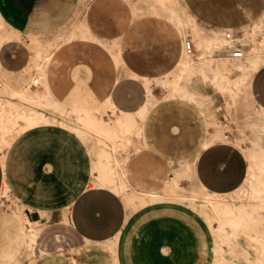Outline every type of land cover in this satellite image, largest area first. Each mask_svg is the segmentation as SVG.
<instances>
[{"label": "bare ground", "instance_id": "bare-ground-1", "mask_svg": "<svg viewBox=\"0 0 264 264\" xmlns=\"http://www.w3.org/2000/svg\"><path fill=\"white\" fill-rule=\"evenodd\" d=\"M90 1L81 0L80 10H85ZM142 1L147 5L146 12L155 15L163 12L162 15L176 26L183 41L190 35L196 53L188 54L184 50L176 66L167 74L145 79L146 100L131 112L117 109L110 96L111 86L127 73L121 49L116 50L115 42L97 35L86 16L76 19L67 30H57L46 40L26 34L0 16V49L9 42H21L29 52L26 64L17 70H9L0 62L2 165L6 167L11 149L28 132L40 128L65 130L78 139L90 156L84 189L103 188L113 192L125 210L122 227L103 240L86 238L77 246L59 247L54 251L37 250V238L50 220V210L33 207L21 199L5 176L0 186V212L13 219L20 238L12 258L0 264H40L44 259L65 264H122L118 248L132 211L158 201L185 203L206 221L213 241L214 264L236 258L240 259L233 260L236 264H264V144L259 142L264 137V105L252 91L253 76L264 66V9L256 19L247 11V24L238 28L222 23L205 29L180 0L131 1L132 14L145 12L138 5ZM225 28L247 46L245 56H229L232 43L223 36ZM56 40L59 41L54 44ZM77 41L81 42L82 48L78 49L81 55L72 60L71 50L66 45ZM89 43L112 56L116 66L109 78L100 80L96 75L97 88L75 97V88L66 86L64 81L71 69L79 78L86 75L87 65L94 60L89 53L85 56ZM157 88L166 91L169 98L179 97L194 103L211 101L213 91L217 90L224 98L228 112L232 113L241 103L245 113V123L238 127L240 135L233 140L225 133L227 123L212 117L204 119V129L209 135L202 137L193 157L184 161L173 175L159 178L161 186L158 189L149 177L147 180L140 176L136 163L129 164L130 155L119 156L121 149L126 150L136 139L144 137L146 118L158 103L154 93ZM210 127L213 128L211 132ZM244 127L249 128L252 136ZM217 140L236 146L247 162L242 183L227 192L209 190L196 174L199 154ZM139 151L140 148H136L135 153ZM182 180H187L188 185H182ZM71 205L69 202L61 209L65 221L70 220ZM33 211L39 213V219L29 216Z\"/></svg>", "mask_w": 264, "mask_h": 264}, {"label": "rangeland", "instance_id": "rangeland-1", "mask_svg": "<svg viewBox=\"0 0 264 264\" xmlns=\"http://www.w3.org/2000/svg\"><path fill=\"white\" fill-rule=\"evenodd\" d=\"M121 1L125 4L128 3V0ZM214 2L217 6L229 2V10L232 11L238 8L236 12L231 14L230 21L223 22V24H229L233 28L247 24L245 13L247 11L253 13V11L251 7L246 5L259 7L253 13L254 19L264 9V0H214ZM80 3L81 0H62L56 13L35 20V17H17L12 13L6 1L0 0V16L5 22L20 27L26 34H33L39 39L46 40L52 38L57 30H67L76 19L84 15V10H80ZM139 4L144 5L145 2L142 1ZM217 11L223 10L218 8ZM144 14L138 13L137 16ZM152 15L155 16L154 13ZM226 30L230 29L227 28ZM188 38L191 37L188 36ZM58 41H54V44ZM9 44L12 43H7L4 47ZM16 44H18L17 47ZM80 44L81 42L77 41L71 45H66L71 50L70 59L74 60L77 58L76 56L81 55L78 50L82 48ZM86 46L89 51L87 50L85 56L89 53V56L94 58L91 65L86 67V75L84 78H79L74 69H71L66 74L64 81L66 86L72 85L75 88L76 92L73 94L75 97L85 95L86 92H91L92 89L97 88L99 82L95 80L96 75H99L100 80L109 78V73L116 66L113 57L105 53L99 46L92 43ZM11 47L17 48L22 54L24 53L22 61L29 54L28 49L21 42L13 43ZM11 47H6V49H11ZM52 48L54 47L52 46ZM119 48L118 45L115 47L116 50ZM194 53H196V49ZM262 79H264V74ZM163 91L159 88L154 90L158 103L146 118L144 137L136 139L133 145L126 150L121 149L119 152V156L130 155L129 164L136 163L139 166L140 176L143 179L149 177V181L153 182L157 189L161 186V179L159 178L173 175L184 161L193 157L200 146L202 137L209 135V132L204 129V119L212 117L222 123H227L225 133L232 140L240 135L238 127L245 123V113L241 103L232 113L228 112L224 98L217 90L213 91L212 100L204 103H194L179 97L172 99L166 96V91ZM259 97H262L259 101L264 103V94L262 96L261 93ZM110 114L112 113L110 112ZM208 130L211 132L213 128L210 127ZM244 130L252 136L248 127H244ZM22 139L26 140L16 146L10 158L11 170L14 173V179H17L15 184H18L21 189L23 186L30 188L33 178L32 169H35L36 191L38 194L44 193L46 195L44 203H52L49 199L51 196L53 202L58 204L65 196H68L67 194L83 186L88 176L87 169L90 156L72 133L59 128H40L28 132ZM215 142L220 143L222 141L217 140ZM259 142L264 144V137ZM230 146L229 148H235L238 157L231 163L233 175L241 174L246 163L236 149L237 147L233 144ZM136 148H140L138 153H135ZM42 149L45 156L37 158L38 151ZM49 150L50 153L55 150L60 164L64 167L59 168L55 165L54 170L48 171L47 152ZM36 151L38 152L37 157L34 158ZM216 154L222 156L224 151H218ZM34 160L35 166L32 167ZM42 165L46 167L45 170ZM181 184L187 186L188 182L182 180ZM187 206L185 203L175 201H158L135 208L132 211L133 216L131 215L129 223L123 230L118 248L122 264H214L213 241L208 234L207 223L195 210ZM52 227L64 229L57 225H50V228ZM19 238V231L13 219L7 213L0 212V262H6L12 258L15 247L19 245ZM233 260L240 261L239 258ZM233 260L228 259L217 264H236ZM40 264L65 263L44 259Z\"/></svg>", "mask_w": 264, "mask_h": 264}, {"label": "crops", "instance_id": "crops-1", "mask_svg": "<svg viewBox=\"0 0 264 264\" xmlns=\"http://www.w3.org/2000/svg\"><path fill=\"white\" fill-rule=\"evenodd\" d=\"M5 1L12 13L17 17H35L36 20L56 13L59 6H61L62 0ZM131 1L129 0L125 4L121 0H91L88 7L84 10V16H86L90 28L97 35L104 40L107 39V41L115 42L116 46L119 44L121 58L127 68V73L111 86L110 96L117 109L128 112L136 110V108L145 102L144 80L167 74L176 66L184 51L183 38L179 35L176 26L162 15L163 12H161V15L148 18L153 16V12H146V3L144 5L138 4L141 8H144L145 14L137 16L138 14H132ZM180 1L186 6V10L190 15L205 29L215 28L225 21H230L231 14L238 10V8L234 11L229 10V2L217 6L214 0L204 2L200 0ZM246 6L251 7L253 13L259 8L253 5ZM218 8H222L223 11L218 12ZM34 13L35 16H33ZM142 17H146L148 20ZM9 43L12 44L6 47H11L13 43L19 42ZM6 47L3 46L0 49V62L5 68L17 70L26 64L29 54L22 61L24 53L22 54L17 48L11 47V49L7 50ZM256 73L252 79V91L259 101L262 98L259 97L261 93L262 96L264 94V79H262L264 66ZM256 90L257 92H255ZM259 102L264 105L261 101ZM25 140L21 137L13 146L9 153L6 167L0 161V186L5 176H7L15 192L21 199L33 207L50 210V220H48L49 222L38 235L39 239L37 238V250L54 251L59 247L77 246L82 244L86 238L103 240L122 227L125 211L122 201L116 194L107 189H84L82 186L81 188L74 189L61 202L56 204L51 199L50 194L48 196H50L49 199L52 203H44L46 195L44 193L38 194L36 191L35 169H32L33 178L30 188L23 186L21 189L18 184L16 185L15 180L17 179H14L10 158L16 146ZM230 145L223 142H215L203 149L198 156L196 161L197 177L211 191L227 192L233 190L242 183L245 177L247 162L238 148L236 149L242 155V159L246 165L241 174L237 173L233 175L231 163L233 160H237L238 157L234 150L235 148H229L231 147ZM218 151H224V155L217 156L216 153ZM38 152L34 153V158L37 157V153V158L45 156L43 149ZM47 153L48 171L50 169L54 170L55 165L59 168L64 167L60 164L55 150L53 153H50V150ZM32 164V167L35 166V160ZM225 164L227 165L226 170L224 169ZM42 168L46 169L44 165H42ZM69 202H72L69 214L70 220L65 221L63 220L61 209ZM29 216L32 219L40 218L39 213L35 211L29 212ZM50 225H57L64 229L58 227L50 228Z\"/></svg>", "mask_w": 264, "mask_h": 264}, {"label": "built area", "instance_id": "built-area-1", "mask_svg": "<svg viewBox=\"0 0 264 264\" xmlns=\"http://www.w3.org/2000/svg\"><path fill=\"white\" fill-rule=\"evenodd\" d=\"M223 36L225 39L230 40L232 45L228 50L229 56L233 58H241L246 54V46L242 45L241 42L238 40L237 36L230 30H225L223 32ZM262 37V35H260ZM184 50L188 54H193L195 51V46L191 38H187L184 43Z\"/></svg>", "mask_w": 264, "mask_h": 264}, {"label": "snow or ice", "instance_id": "snow-or-ice-1", "mask_svg": "<svg viewBox=\"0 0 264 264\" xmlns=\"http://www.w3.org/2000/svg\"><path fill=\"white\" fill-rule=\"evenodd\" d=\"M224 169L226 170L227 169V165L225 164V166H224Z\"/></svg>", "mask_w": 264, "mask_h": 264}]
</instances>
